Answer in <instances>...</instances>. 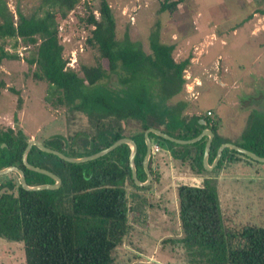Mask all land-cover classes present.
<instances>
[{
  "label": "trees",
  "instance_id": "obj_1",
  "mask_svg": "<svg viewBox=\"0 0 264 264\" xmlns=\"http://www.w3.org/2000/svg\"><path fill=\"white\" fill-rule=\"evenodd\" d=\"M79 1L40 0L37 10L25 14L17 8L14 18L0 0V62L19 58L6 44L13 41L10 45L15 48L20 40L28 46L23 60L33 67L32 77L47 83L44 101L53 108H65L72 116L82 113L89 123L88 129L76 134L54 133L40 142L67 156L80 157L129 137L137 145V178L144 181L147 128L179 139L194 138L210 128L211 163L217 147L226 140L217 133L218 118L196 112L198 100L185 98L184 72L192 64V53L176 59V43L163 41L154 32L149 36V51L131 41L127 32L119 39L108 0H99L97 15L86 4L83 18L91 25L85 44L96 51V61L80 64L75 70L66 64L58 19L65 18ZM177 4L178 0L171 1L162 9L171 10ZM260 12L264 14V9ZM3 87L0 78V89ZM255 111L240 143L235 144L264 156V120ZM13 119L17 121L16 114ZM130 122L137 129L125 133L123 125ZM149 137L168 151L163 154L168 153L173 163L189 162L191 174L197 178L175 186L180 245L201 256L200 264H264V223L230 225L222 211L216 179L206 175L210 171L202 163L207 136L184 144L153 132ZM28 140L19 127L0 128V169L9 165L22 169L29 185L53 183L50 176L22 163ZM130 151L129 144L122 143L98 158L69 162L32 145L27 161L56 174L61 183L54 189L28 190L21 186L17 172L0 175V237L21 244L23 264H113L114 250L128 231L125 185H135L128 162ZM235 153L247 157L225 147L213 170L231 162ZM151 156L148 169L153 175V158L158 157Z\"/></svg>",
  "mask_w": 264,
  "mask_h": 264
},
{
  "label": "rangeland",
  "instance_id": "obj_2",
  "mask_svg": "<svg viewBox=\"0 0 264 264\" xmlns=\"http://www.w3.org/2000/svg\"><path fill=\"white\" fill-rule=\"evenodd\" d=\"M4 1L14 18L17 8L28 14L40 4V0ZM171 1L176 0H108L116 35L120 39L127 32L131 41L149 51V36L154 32L159 39L176 43V59L192 53V64L184 72L185 98L198 100L196 112L218 118L219 137L240 143L254 110L260 111L255 114L264 120V14L260 12L264 1L178 0L171 10L162 9ZM98 3L80 0L65 18L58 19L63 55L75 70L80 64L96 61V51L85 44L91 25L83 18L86 4L97 15ZM11 42L6 48L17 52L19 58L0 62V78L5 83L0 89V128L19 127L29 139L38 141L54 133L69 136L88 129L82 113L72 116L65 108L56 109L44 101L47 83L34 79L33 67L23 60L28 46L18 40L12 48ZM123 128L125 133L137 129L132 122ZM163 152L154 155L158 157L153 158L154 174L146 184L125 185L128 231L114 250L113 264L203 263L201 256H194L178 242L182 231L175 186L197 178L192 176L189 162L169 163L172 159ZM216 164L206 175L216 179L227 222L263 224L264 162L235 153L231 162L214 171ZM0 264H23L21 244L0 237Z\"/></svg>",
  "mask_w": 264,
  "mask_h": 264
},
{
  "label": "water",
  "instance_id": "obj_3",
  "mask_svg": "<svg viewBox=\"0 0 264 264\" xmlns=\"http://www.w3.org/2000/svg\"><path fill=\"white\" fill-rule=\"evenodd\" d=\"M201 121L204 122L203 120H201ZM149 132H153L154 134H156L160 137H163L167 140L174 141L176 143H181V144L191 143V142L199 140L203 136H207V139H206V142L204 145L203 156H202V163H203V166L205 169H210L213 165H215L218 162L220 155H221V152H222L223 148H225V147L232 148V149H234L240 153H243V154L249 156L252 159L264 162V156H260V155L256 154L255 152H253L249 149H246L242 146H239L235 143L223 142L217 147L213 162L211 163V165H208V154H209V150H210V146H211V141L213 138V132L210 128L202 129V131L197 136H195L194 138L179 139V138L173 137V136L161 131L160 129H157L154 127H149L144 131V142H145L146 150H145V154H144V157L142 160V165H143V168H144L146 175H147V177L144 181H140L137 178L136 167L134 164V156H135L136 151H137V145H136L135 141L129 137H121V138L115 140L113 143H111L107 147H104V148H102V149H100V150H98L92 154H88V155H84V156H80V157L67 156L58 150H55V149H52L50 147L45 146L44 144H42L40 141H38L36 139H29L27 144H26V147L23 151V154H22V163L28 169H31V170H34V171H37V172H40V173H43V174L50 176L51 178L54 179V182L53 183H41V184H36V185H29V184H27V182L25 180V175H24L23 170L16 167V166H13V165H9V166H6L4 168H1L0 169V175L6 174V173L11 172V171H15L18 173L20 184L24 189H28V190L54 189L60 185V183H61L60 178L56 174H54V173H52V172H50L44 168L32 165L31 163H29L27 161L26 154L32 145L37 146L39 149H41L43 151L53 153V154L59 156L60 158L66 160V161H69V162H85L88 160L98 158V157L108 153L109 151H111L112 149H114L115 147H117L118 145H120L122 143H127V144H129L130 149H131L130 154H129V158H128L129 166L131 169V176H132L135 183L146 184L151 177V173L148 169V159L152 154V144H153L152 139L149 137Z\"/></svg>",
  "mask_w": 264,
  "mask_h": 264
},
{
  "label": "crops",
  "instance_id": "obj_4",
  "mask_svg": "<svg viewBox=\"0 0 264 264\" xmlns=\"http://www.w3.org/2000/svg\"><path fill=\"white\" fill-rule=\"evenodd\" d=\"M152 143L154 144L155 142L152 141ZM155 144H156V143H155ZM159 151H165V152H167V150H165L164 148H162L161 146H159L158 151H157V152H154L153 155L158 154ZM165 155H166V154H165ZM168 157H169V156H168ZM168 157H167V159H168ZM172 162H173V161H170L169 163H172Z\"/></svg>",
  "mask_w": 264,
  "mask_h": 264
},
{
  "label": "built area",
  "instance_id": "obj_5",
  "mask_svg": "<svg viewBox=\"0 0 264 264\" xmlns=\"http://www.w3.org/2000/svg\"><path fill=\"white\" fill-rule=\"evenodd\" d=\"M159 149V146L157 144H152V152H155Z\"/></svg>",
  "mask_w": 264,
  "mask_h": 264
}]
</instances>
